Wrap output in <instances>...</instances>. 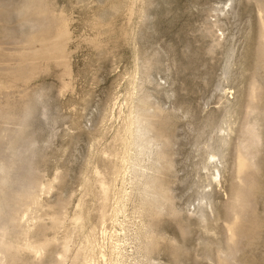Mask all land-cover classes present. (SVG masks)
<instances>
[{"label":"rangeland","instance_id":"obj_1","mask_svg":"<svg viewBox=\"0 0 264 264\" xmlns=\"http://www.w3.org/2000/svg\"><path fill=\"white\" fill-rule=\"evenodd\" d=\"M0 206V264H264V0H0Z\"/></svg>","mask_w":264,"mask_h":264},{"label":"bare ground","instance_id":"obj_2","mask_svg":"<svg viewBox=\"0 0 264 264\" xmlns=\"http://www.w3.org/2000/svg\"><path fill=\"white\" fill-rule=\"evenodd\" d=\"M228 63H230V62H228ZM227 73H226V76H227ZM226 79H227V77H226ZM233 125H235V121L232 120V119L229 120V118H228V119H226L224 121V125H221L220 128H219L220 132L223 131L225 133L224 135H221V137H220V140H221V143H222L221 144L222 150L218 151V150H214L212 148V150H210L207 153L208 159L204 162L205 164L203 165V168L208 170V171H210V172L212 171L211 172V176H210V181H209V184H208L209 187L213 185V182L214 183L216 182L218 184L222 183L221 166H225V162H224L225 158H226L225 151L228 149V143L227 142L229 141V136L232 134L231 132H233V127H232ZM206 146H208L207 148H209V149L211 147L209 143ZM223 148H224V150H223ZM129 156H131V154ZM125 161H126V163H128L129 162V158L126 159ZM126 166H127L126 167V171L128 172L131 168L128 165H126ZM116 190H117V188H116ZM110 196H112V197H110ZM110 196H109V198H106L105 201H102V203H101L102 204V208L105 211L103 216H102V225L104 226V228L102 230L103 235L107 234V227L105 226L106 222H107V216H106L107 212H108L107 211V207L109 206V204H108L109 201L112 200V199H114V200L117 199L118 208H114L113 207V209H112L113 212L110 213L109 220L111 219L113 224L115 222H117V224L121 225L123 227V229H125L124 228V226H125L124 225V221H122V222L119 221L120 220L119 219L120 214L121 213L124 214L125 210H122V209H119V208H120V202H122L124 199H126V200L129 199L130 195H129L128 189L125 186H124V188H119L118 191H115L114 189H112ZM197 208H198V216L200 217V220L202 222L208 221V215H209L208 214V210H209V208H211L212 212H214L212 201L210 199H208V197L206 195H203L202 197H200L199 204H198ZM0 210H1V206H0ZM83 220H84V216H82V213H80V215L76 218V224H80L81 223L80 226L82 227L83 226V223H82ZM142 225L145 228V225H144L143 221H142ZM144 228L142 229V232H143L144 238L146 239L148 237L146 234L149 231H148V229H147V232H146V230L144 231ZM115 232H118V229H115ZM140 232H141V228H140ZM140 232H139V235H140ZM144 232H146V233H144ZM126 235H127V232L123 230V231H119L115 235L111 236V240H112L111 241V246H112L113 252L115 251V253H116V250H117L119 258H128V257H130L129 256V252L130 251L128 249V246L130 245V242H129L128 238H124ZM86 241H87L88 245H90L92 247H94V245L96 247L97 243L99 244V242L97 241L96 237L94 239L87 237ZM103 241L104 242L102 244H99L100 245V250H101L100 251V253H101L100 255L103 258L106 259L107 258V256H106V248H108L110 246V244H109V241H106V239L103 240ZM67 249H68V244H66V246H65V250H67ZM92 250H93V248H92ZM40 251H41V249H39V248L35 249V252H37V253H39ZM93 259L94 258H92L91 260H93ZM63 263L64 262H61V264H63Z\"/></svg>","mask_w":264,"mask_h":264}]
</instances>
